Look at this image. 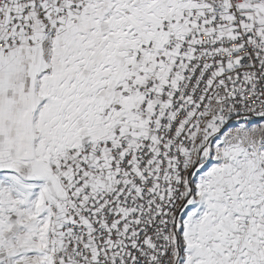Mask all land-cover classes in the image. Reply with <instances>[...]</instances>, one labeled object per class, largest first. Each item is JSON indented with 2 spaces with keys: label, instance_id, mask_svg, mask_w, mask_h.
Wrapping results in <instances>:
<instances>
[{
  "label": "snow or ice",
  "instance_id": "6c2138e0",
  "mask_svg": "<svg viewBox=\"0 0 264 264\" xmlns=\"http://www.w3.org/2000/svg\"><path fill=\"white\" fill-rule=\"evenodd\" d=\"M0 264H264V0H0Z\"/></svg>",
  "mask_w": 264,
  "mask_h": 264
}]
</instances>
